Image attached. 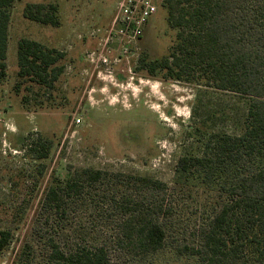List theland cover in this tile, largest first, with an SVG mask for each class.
Listing matches in <instances>:
<instances>
[{
  "label": "rangeland",
  "instance_id": "1",
  "mask_svg": "<svg viewBox=\"0 0 264 264\" xmlns=\"http://www.w3.org/2000/svg\"><path fill=\"white\" fill-rule=\"evenodd\" d=\"M29 3L57 5L60 26L27 20ZM118 3L15 0L10 8L7 75L0 82V230H11L14 237L0 264H14L27 244L32 264H50L51 233L38 232L49 229L46 191L55 179L66 181L82 169L150 177L167 184L171 194L175 213L167 221L165 246L143 260L125 257L119 249L113 264H205L185 246L201 244V226L224 199L216 184L179 171L177 163L183 156L201 155L217 132L241 133L231 116L246 100L198 79H172L164 70L149 74L142 60L169 55L178 30L169 27L159 0L141 37L120 43L118 24L113 28ZM22 38L64 53L59 63L64 71L51 87L18 77ZM74 116L82 118L79 126ZM43 144L48 157L39 159ZM95 202L88 210L73 209L68 223L98 225L91 238L100 243L102 225L112 221L99 216L101 199ZM113 235L106 241L116 247Z\"/></svg>",
  "mask_w": 264,
  "mask_h": 264
},
{
  "label": "trees",
  "instance_id": "2",
  "mask_svg": "<svg viewBox=\"0 0 264 264\" xmlns=\"http://www.w3.org/2000/svg\"><path fill=\"white\" fill-rule=\"evenodd\" d=\"M14 1L0 0V82L7 75ZM163 7L169 27L178 30L176 43L161 60H142L149 74L164 70L172 79H198L246 100L231 116L241 133L217 132L201 155L178 160L179 171L195 172L203 182L216 184L224 199L221 209L201 226V244L185 247L205 264H264V0H163ZM24 17L60 26L53 3H29ZM63 58L57 49L22 38L17 75L51 87L64 71L59 65ZM42 148L38 158L46 159L49 147ZM96 197L103 204L99 216L112 221L102 225L100 243L91 238L98 225L90 229L68 223L75 209L88 210ZM43 207L49 229L44 226L38 232L51 233L50 264H113L119 249L125 257L143 260L165 246L167 221L175 213L164 182L94 169L76 171L66 181L55 179ZM112 231L116 247L106 241ZM13 237L11 230H0V255ZM27 249L14 264H32Z\"/></svg>",
  "mask_w": 264,
  "mask_h": 264
},
{
  "label": "built area",
  "instance_id": "3",
  "mask_svg": "<svg viewBox=\"0 0 264 264\" xmlns=\"http://www.w3.org/2000/svg\"><path fill=\"white\" fill-rule=\"evenodd\" d=\"M157 1L119 0L113 28L118 24L120 43L126 39L128 44H132L141 37L142 26L158 11ZM81 123L82 118L74 116L73 124L79 126Z\"/></svg>",
  "mask_w": 264,
  "mask_h": 264
}]
</instances>
